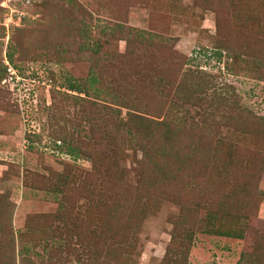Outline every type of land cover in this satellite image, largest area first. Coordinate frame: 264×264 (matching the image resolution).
Instances as JSON below:
<instances>
[{"label": "rangeland", "instance_id": "1", "mask_svg": "<svg viewBox=\"0 0 264 264\" xmlns=\"http://www.w3.org/2000/svg\"><path fill=\"white\" fill-rule=\"evenodd\" d=\"M0 264H264V0H0Z\"/></svg>", "mask_w": 264, "mask_h": 264}, {"label": "trees", "instance_id": "2", "mask_svg": "<svg viewBox=\"0 0 264 264\" xmlns=\"http://www.w3.org/2000/svg\"><path fill=\"white\" fill-rule=\"evenodd\" d=\"M224 48L225 49H229V47L225 44V46H224ZM221 51H220V55H221ZM220 55H218V56H220ZM7 58H8V60H9V62H12V57H11V55L10 54H8L7 55ZM8 66V65H7ZM10 68V67H9ZM7 68L5 67V70H6ZM10 70V69H9ZM94 84H96V80H94V79H90L89 81H88V83L86 82V85L85 86H83V85H81L78 81H75V80H70V82H68V88L71 90V91H73V92H77V93H80V94H82V93H85V92H87V90L90 88V89H92V86L94 85ZM211 221L212 222H209V228H211L212 230H209V231H206V233L208 234V235H211V236H216V237H219V238H228V239H240L241 238V235H237L236 233H235V231H230L228 228H225V227H223V228H220V227H216L215 228V224H214V221H215V217H211ZM225 228V229H224ZM181 248H182V243H179L178 241H176V240H174L173 241V245H172V250L173 251H175V253H174V255L176 256V251H178V250H181ZM180 256H182L181 255V253H177V259L178 260H180ZM184 260V261H186L187 260V257H186V255L183 257L182 256V258H181V260Z\"/></svg>", "mask_w": 264, "mask_h": 264}]
</instances>
